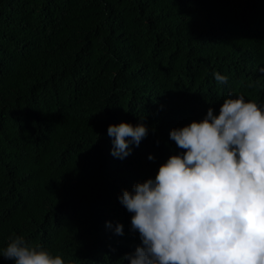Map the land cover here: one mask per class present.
Segmentation results:
<instances>
[{
	"label": "trees",
	"instance_id": "trees-1",
	"mask_svg": "<svg viewBox=\"0 0 264 264\" xmlns=\"http://www.w3.org/2000/svg\"><path fill=\"white\" fill-rule=\"evenodd\" d=\"M241 95L264 106V0H0V252L22 236L65 264H128L122 190L184 151L171 130ZM121 122L148 128L123 160Z\"/></svg>",
	"mask_w": 264,
	"mask_h": 264
},
{
	"label": "clouds",
	"instance_id": "clouds-1",
	"mask_svg": "<svg viewBox=\"0 0 264 264\" xmlns=\"http://www.w3.org/2000/svg\"><path fill=\"white\" fill-rule=\"evenodd\" d=\"M218 84L228 77L214 72ZM251 86V85H250ZM110 154L131 155L148 128L109 125ZM169 139L184 150L149 178L122 190L121 205L133 215L130 231L140 246L128 264H264V106L224 99L219 114L173 129ZM148 160L154 157L149 155ZM107 227H112L106 222ZM116 235H123L117 223ZM0 257L14 264H65L42 247L13 236Z\"/></svg>",
	"mask_w": 264,
	"mask_h": 264
}]
</instances>
